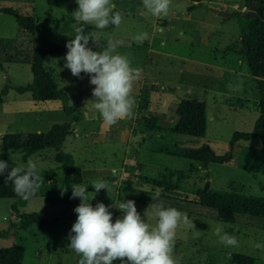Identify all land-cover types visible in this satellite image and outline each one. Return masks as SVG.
Listing matches in <instances>:
<instances>
[{
    "label": "rangeland",
    "instance_id": "rangeland-1",
    "mask_svg": "<svg viewBox=\"0 0 264 264\" xmlns=\"http://www.w3.org/2000/svg\"><path fill=\"white\" fill-rule=\"evenodd\" d=\"M112 3L115 5L114 11L122 14V22L118 27L110 24L104 29L100 40L103 45L92 50L99 52L109 40L119 41L117 53L127 56L132 67L143 66L146 82L155 78L158 88L167 82L174 95L168 98L167 108L159 117L163 126H167L170 117L176 118V99L188 97L204 103L206 116L204 135L187 137L193 140L192 146L207 144L214 153L223 154L235 131L252 130L258 112L251 106L255 89L245 61L241 59L237 67L241 74H230L188 59L198 58L217 65L228 57L235 62L238 54L233 45L239 36L237 19L235 16L223 17L210 12L209 8L221 9L222 3H225L227 9L231 10V3L240 7L243 0H200L194 6L192 4L196 2L191 0H171L169 14L164 18L147 14L142 0H112ZM190 6L192 8L188 10ZM77 7L75 0H0V90L5 85L11 86L0 101V160L7 161L9 169L26 166L27 161L32 160L43 182L47 183L46 177L50 176L53 182L49 183H54L58 189L51 196L46 195L49 197L36 195L27 201L22 198L0 199V229L17 223V214L23 212H37L47 219H55L52 223H32L25 230L12 226L6 236L0 237V247H23L22 264H78L80 259L67 245L77 215L73 209L81 201L79 198H69L72 190L69 195L66 191L61 196L65 186L61 169L53 159V149L36 151L22 161L19 151L4 149L1 145L5 133L45 132L51 124L69 119L61 107L56 106L59 101H35L28 91L17 93L12 87L25 85L31 80L29 61L33 48L47 43L65 46L68 40L74 38L77 25L71 13ZM2 8L11 9L17 15L32 16L36 28L33 38H18L14 15L2 12ZM242 12L252 15L254 9L246 7ZM166 24V29H158V26L164 27ZM94 31L91 26L85 28V33ZM143 32L148 33V38L143 43H137L134 37ZM159 40H162L161 45L158 44ZM65 54L46 57L43 65L47 71L53 72L56 88L67 94V103L80 112L76 123L78 133L71 144L64 142L63 150L72 155L74 165L81 171V184L87 186L86 191L90 192L91 198V192L95 191L91 186L93 180L104 179L108 182V190H100L89 203L93 207L98 202L109 206L115 222L122 215L117 209L119 203L133 200L143 217L145 209L152 202L151 196L160 191L146 179L157 177L164 169H169L174 173L168 180L179 181L182 193L176 190L171 198L160 196V199L165 207H175L186 213L193 220L196 230L201 231L199 238L194 239L192 230L183 227L177 229L173 252L177 264H234L230 259L234 253L250 255L254 257V264H264V248L255 249L252 246L254 243L264 245L262 219L237 214L233 223H225L217 218L211 208L173 198L186 196L191 199V194L203 188L206 182V189L209 190H232L231 184L237 183L242 185V192L264 197V150L260 140L252 138L235 142L228 163L203 164L165 152L164 148L174 152L175 143L172 141H158L160 150L153 152L150 150L155 146L152 140L147 141L145 146H139L133 139L125 141L122 129L131 125L130 119L119 121L111 126L112 130L104 137L96 138L98 122L90 120L100 117L90 101L94 86L80 83L88 75L82 72L79 78H71L68 70L64 77L55 75L56 71L60 74L56 67L64 65ZM84 87L88 89L87 93H80ZM145 87L151 89L152 86L146 84ZM243 99L248 100L247 105L239 106ZM144 113L138 110L136 114L137 122L133 127L137 129V137H143L146 131V126L139 121V115ZM85 133L90 135L87 137ZM112 169L115 170L113 174ZM94 172L99 177H94ZM113 177H122V183L116 186L111 182ZM219 223H223L225 230L237 238L238 247H224L217 242L213 231ZM114 264L120 262L115 261Z\"/></svg>",
    "mask_w": 264,
    "mask_h": 264
},
{
    "label": "clouds",
    "instance_id": "clouds-1",
    "mask_svg": "<svg viewBox=\"0 0 264 264\" xmlns=\"http://www.w3.org/2000/svg\"><path fill=\"white\" fill-rule=\"evenodd\" d=\"M78 7L71 13L76 22L74 38L67 41V52L63 57L65 69L72 76L79 78L83 72L89 77L92 88L94 109L99 113L103 124L111 127L121 120L134 118L136 107L133 95L134 85L141 77V69L132 67L125 55L117 53L119 41L109 40L102 51L90 48L89 41L100 47L103 30L109 25L118 27L122 14L114 11L112 0H75ZM171 0H142L147 14L164 18L169 14ZM87 26L96 31L85 33ZM148 33L134 37L137 43H143ZM62 70V69H61ZM0 176L11 181L13 191L27 201L43 185L42 175L37 172L36 163L27 161L26 166L12 167L0 160ZM95 190L87 192L84 184H73L69 197L79 198L80 203L73 210L77 214L68 235V248L80 259L78 264H177L174 258V246L178 228L193 231V238H199L201 231L186 213L175 207H165L160 199V192L151 196L143 217L137 211L133 200H123L117 208L122 215L115 222L109 206L98 202L94 207L89 203L100 190H108V182L96 179L91 182ZM67 188L61 190V196ZM150 221H154L151 223ZM213 234L224 247L239 246L237 238L225 230L223 223L217 224ZM253 248L261 249L264 245L254 243Z\"/></svg>",
    "mask_w": 264,
    "mask_h": 264
},
{
    "label": "trees",
    "instance_id": "trees-1",
    "mask_svg": "<svg viewBox=\"0 0 264 264\" xmlns=\"http://www.w3.org/2000/svg\"><path fill=\"white\" fill-rule=\"evenodd\" d=\"M192 6L200 3V0ZM243 6H253L254 14L245 15L244 12L235 11L239 27V36L234 43L235 51L245 61L247 72L252 76L257 91L256 109L258 115L254 121L251 131H235L228 141V149L223 154H216L207 145L202 144L196 147H186L180 156L197 161L203 164L228 163L232 158V149L235 142L239 140H250L258 138L264 150V0H243ZM192 6L188 7L191 10ZM2 12L13 14L17 24L16 36L21 39L30 40L35 33L34 19L32 16L17 15L11 9L2 8ZM100 45H103L100 42ZM88 46H94L89 41ZM67 48L65 46L47 43L46 45L33 48L30 54L29 69L31 80L21 86L12 87L17 93L28 91L32 100L49 101L59 100L62 111L69 116V120L60 123H53L45 132H14L5 133L1 138V145L4 149L19 151L21 160L26 161L27 157L39 150L51 148L54 150L53 159L58 163L62 172V181L67 188V195L71 193V186L80 183L82 179L81 171L74 165L72 155L62 149V141L71 129V123L78 119L79 110L67 103V94L57 89L49 71L44 68L43 62L46 57H59ZM11 87V86H10ZM5 85L0 90L1 96L10 88ZM150 90L142 87L138 95V110L147 108ZM175 122L168 129L176 134H183L194 137H202L205 132L206 116L205 106L197 98L181 97L175 105ZM139 121L147 127H159L155 116L141 115ZM191 170V169H190ZM174 173L169 169H164L157 177H150L146 182L160 188V194L164 197H172V194L179 188V181H169V176ZM170 179V178H169ZM171 182V183H170ZM234 185V186H233ZM231 184L232 190H209L197 189L187 197H173L184 202L198 204L215 211L217 218L225 223H233L236 214H246L262 219L264 229V197L242 192L240 184ZM54 183H43L35 195L46 196L56 192ZM182 193V190L180 191ZM21 198L13 191L11 181L5 180V176H0V199ZM18 215V222L12 223L5 229H0V237L8 233L10 227L17 226L25 230L30 224L52 223L55 219H47L37 212H23ZM24 249L20 245H10L0 247V264H22ZM231 262L234 264H254V257L241 253L231 255Z\"/></svg>",
    "mask_w": 264,
    "mask_h": 264
},
{
    "label": "crops",
    "instance_id": "crops-1",
    "mask_svg": "<svg viewBox=\"0 0 264 264\" xmlns=\"http://www.w3.org/2000/svg\"><path fill=\"white\" fill-rule=\"evenodd\" d=\"M225 5H226L225 3H222V8L221 9L230 11L229 9H227V6H225ZM230 6H231V10H234V12L236 10L242 12V11H244L246 9V7L243 6V5H241L240 7H238L236 3H231ZM210 12H212V11H210ZM164 28L165 29L167 28V24L164 27L163 26L161 27V25L158 26V29L160 31H162ZM158 44L161 45L162 44V40H159L158 41ZM89 47L90 48H93V47H95V45L94 46H89ZM65 52H67V50ZM65 52H63L62 54H64ZM188 59H190L191 61H195L197 63H203V64H206V65H209V66H213L215 68L222 69L225 73L228 72L230 74H241V71H238V69H237V67H239V63L241 62V59H242L239 54H238V57H236L235 62L233 60H231L230 58L226 57V59L222 61L223 62L222 64H217V65H215L213 63L204 62L202 60H199L198 58L195 59V58L188 57ZM56 68L59 69L58 71H59L60 74H58L57 71H56V73L54 72L55 75L57 74V75L62 76V77L66 76L65 73H66V71L68 69H65L62 64H59ZM140 69L142 70L141 71V77L135 83L134 90H133V94H134L135 102H136V107L134 109L135 115H134V118L130 119L131 125H129L128 128H125V126H123L124 128L122 129V131L125 134L124 140L127 141V142H129V140L133 139V140H135V142L138 143L139 146H145V144H146L147 141L152 140L153 143L155 144V146L153 147V149L150 147V150H152L151 152H153L154 150H157V151L160 150V144L157 145L158 141L163 142V143H166L167 141H172V142L175 143L173 145L175 148H173V150H172L174 152H171V151L168 152V150H166V148H164V151L167 152V153H175L176 155H179V156L182 153V151H183L184 148H186V147H196V146H192V143H193L192 141L193 140L190 139V138H187V137H194V136H188V135H183V134L174 135V134H172L174 132H172V131H170L168 129V127L171 126L175 122V119L176 118L170 117L169 123L167 124V126H163V124H161V120H159V117H161V114H162V112H164V109L167 108V105H168L167 104V100H168V98L173 97L174 94L172 92L171 87L167 84V82H163L162 83V88L156 87L157 86L156 85L157 84V81H156L155 78H151V82H149V83L146 82V80H145V77H146L145 72L146 71L143 70V66H141ZM50 71H51V69H50ZM50 74H51V76H54L53 72L50 73ZM242 74H244V73H242ZM54 77H52V78H53L54 83H55V86H56V81H55V78ZM71 78H73L72 75H71ZM251 78H252V76H251ZM252 80H253V78H252ZM63 81H65V80H63ZM80 83H81V85L88 86V84H90L89 83V77L88 76H85ZM253 83H254V81H253ZM146 84H149L152 87H151V89L148 88L150 90L149 96H148V104H147V108L145 110H143V112H145L143 115H145L147 117L148 116H155L157 118V123L159 124V127H147L146 126V128H145L146 131H144L143 137H137L135 135L137 129H135L133 126L137 122L136 121V116H137L136 114L138 113V98H139L138 95L140 93L141 88L142 87H145ZM254 89H255V91H254V96L252 98V101L253 102H252V105L251 106H253V108L256 109V106L255 105H256L258 96H256L257 91H256L255 83H254ZM83 90L85 92L82 91L80 93H87V91H88V89H86L85 87L83 88ZM166 92H170V94L167 95ZM178 99L179 98H177L175 102H177ZM35 101H37V100H35ZM49 101H51V100H49ZM52 101H59V100H52ZM242 101L240 102L239 106L247 105V102H248L247 99H243ZM175 105H176V103H175ZM56 106L57 107L58 106L61 107V103H59V105H56ZM140 116L141 115H139V117ZM78 119H79V117H78ZM78 119L76 121H74V122L71 123V129H70L69 133L64 137V139L62 141V149H64V142L66 143V142L69 141V144H71L72 141H74V138H75L76 134L78 133L77 128H76V123H77ZM90 120H97V122H98V124L95 127V132L97 134L96 138H99L100 139V138L104 137L107 132H110L112 130L111 127L110 128L109 127H106L103 124L102 119L100 117H98V116H96V118L93 117ZM91 131L94 132V129H92ZM90 133H92V132H90ZM90 133H87V134L85 133V134L88 137L90 135ZM166 134H169V135L166 136ZM178 136H182L181 137L182 139L180 137H178ZM53 152H54V150H53ZM111 172H112L111 174H113V173H115V170L112 169ZM94 177H99V175H97L94 172ZM122 180H123L122 177H119L118 179L116 177H113L112 178V181L111 180L110 181L112 183H115L116 186L117 185L119 186L122 183ZM50 181L53 182L51 180L50 176H47L46 177V182L48 183ZM82 182H83V177H82L80 183H78V184H81ZM56 191H58V189ZM39 196H41V195H39ZM44 197H49V196H44ZM236 215H235V218H236Z\"/></svg>",
    "mask_w": 264,
    "mask_h": 264
},
{
    "label": "water",
    "instance_id": "water-1",
    "mask_svg": "<svg viewBox=\"0 0 264 264\" xmlns=\"http://www.w3.org/2000/svg\"><path fill=\"white\" fill-rule=\"evenodd\" d=\"M253 8V6H250ZM254 9V8H253ZM210 11L218 13L220 15H222L223 17H230V16H234V10H223V9H214V8H209ZM246 15V14H245ZM263 85H264V79H263ZM207 187V182L205 183V186L203 187V189H206Z\"/></svg>",
    "mask_w": 264,
    "mask_h": 264
}]
</instances>
